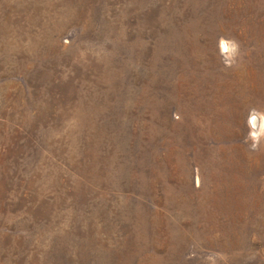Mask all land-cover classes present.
I'll use <instances>...</instances> for the list:
<instances>
[{
  "label": "rangeland",
  "instance_id": "obj_1",
  "mask_svg": "<svg viewBox=\"0 0 264 264\" xmlns=\"http://www.w3.org/2000/svg\"><path fill=\"white\" fill-rule=\"evenodd\" d=\"M261 117L264 0H0V264H264Z\"/></svg>",
  "mask_w": 264,
  "mask_h": 264
},
{
  "label": "bare ground",
  "instance_id": "obj_2",
  "mask_svg": "<svg viewBox=\"0 0 264 264\" xmlns=\"http://www.w3.org/2000/svg\"><path fill=\"white\" fill-rule=\"evenodd\" d=\"M261 118H262V117H261ZM257 121H258V120H257ZM257 121H256V122H257ZM259 121H260V122H259ZM259 121H258V125H259V124H260V126H261V125H264V119H263V118L260 119ZM254 122H255V121H254ZM254 122H253V123H254ZM261 127H262V126H261ZM263 127H264V126H263ZM259 129H261V128H259ZM262 129H263V128H262ZM263 130H264V129H263Z\"/></svg>",
  "mask_w": 264,
  "mask_h": 264
}]
</instances>
